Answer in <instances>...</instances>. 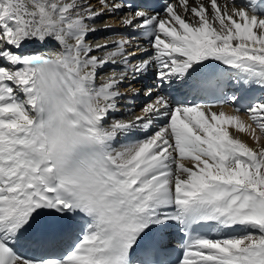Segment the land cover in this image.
Listing matches in <instances>:
<instances>
[{"label": "snow or ice", "instance_id": "snow-or-ice-1", "mask_svg": "<svg viewBox=\"0 0 264 264\" xmlns=\"http://www.w3.org/2000/svg\"><path fill=\"white\" fill-rule=\"evenodd\" d=\"M97 3L0 0V264H264V0Z\"/></svg>", "mask_w": 264, "mask_h": 264}, {"label": "bare ground", "instance_id": "bare-ground-1", "mask_svg": "<svg viewBox=\"0 0 264 264\" xmlns=\"http://www.w3.org/2000/svg\"><path fill=\"white\" fill-rule=\"evenodd\" d=\"M92 3L96 6L99 7V4L97 3V0H92ZM105 22L104 17L98 19L96 21L97 27H102L103 23ZM109 23H113L115 24L114 21L109 20ZM121 30V31H119ZM130 29H123L119 26H114L111 30H106V31H99L97 33H95L93 36H90L89 39L90 40H94V41H99V42H103V38L104 37H114L115 33H120V34H127V32H129ZM108 69H105V72H107ZM101 75H103V73H101ZM151 82L150 79H146V80H139V81H135L132 83V88H128V83H125V86L122 87L120 90L121 92H126L127 93V98L123 101H121L122 105H127L129 107L135 108L136 111L138 112L140 106L145 102L146 98L143 96V91L144 88L147 84H149ZM132 89H136L140 91V95L139 97L136 98V100L133 102L132 99ZM250 96H260L262 95V93L260 92V90L257 89H253L252 92L249 93ZM125 114H127V109H124ZM226 111H231V108H226ZM241 138L245 139L246 141H248L249 143H251L250 140H248L247 135L241 134Z\"/></svg>", "mask_w": 264, "mask_h": 264}, {"label": "rangeland", "instance_id": "rangeland-1", "mask_svg": "<svg viewBox=\"0 0 264 264\" xmlns=\"http://www.w3.org/2000/svg\"><path fill=\"white\" fill-rule=\"evenodd\" d=\"M106 18H104V20H105ZM119 31H121V30H119ZM126 83V82H125ZM133 83V82H132ZM133 99V98H132ZM136 99H133V102L135 101Z\"/></svg>", "mask_w": 264, "mask_h": 264}]
</instances>
